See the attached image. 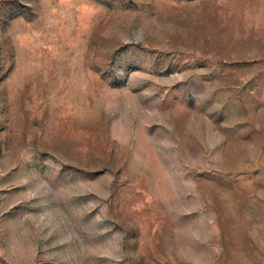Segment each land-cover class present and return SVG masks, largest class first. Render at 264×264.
I'll use <instances>...</instances> for the list:
<instances>
[{
    "label": "rangeland",
    "instance_id": "rangeland-1",
    "mask_svg": "<svg viewBox=\"0 0 264 264\" xmlns=\"http://www.w3.org/2000/svg\"><path fill=\"white\" fill-rule=\"evenodd\" d=\"M0 264H264V0H0Z\"/></svg>",
    "mask_w": 264,
    "mask_h": 264
}]
</instances>
